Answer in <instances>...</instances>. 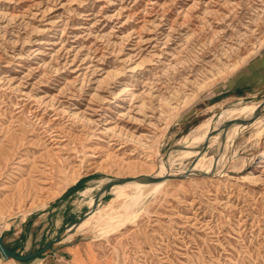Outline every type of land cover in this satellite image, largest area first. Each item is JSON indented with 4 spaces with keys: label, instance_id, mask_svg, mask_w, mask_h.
<instances>
[{
    "label": "rangeland",
    "instance_id": "rangeland-1",
    "mask_svg": "<svg viewBox=\"0 0 264 264\" xmlns=\"http://www.w3.org/2000/svg\"><path fill=\"white\" fill-rule=\"evenodd\" d=\"M251 101L264 0H0V236L19 255L56 240L0 264H264V110L220 173L211 159L213 175L146 185L127 215L111 187L92 211L107 179L154 176L170 153L186 171L183 137Z\"/></svg>",
    "mask_w": 264,
    "mask_h": 264
},
{
    "label": "bare ground",
    "instance_id": "bare-ground-1",
    "mask_svg": "<svg viewBox=\"0 0 264 264\" xmlns=\"http://www.w3.org/2000/svg\"><path fill=\"white\" fill-rule=\"evenodd\" d=\"M260 107L262 108V110H264V101H258V102L257 101L256 102L251 101V102H247V103H245V105L243 104L241 106V108H237V107H234V106L228 107L227 109H223L222 110V113L220 114L221 115L220 118L222 119L223 122L224 121H228V120L249 119L250 116H252L255 113V111L258 108H260ZM220 115H217V114L216 115H212L211 117H209V119H207V121H205V123H203L200 127H198V129H201V127H204V126L207 127L208 126L207 127V130H205L203 133H200L197 130L196 132H191L190 134L185 135L183 137V139L186 140V143L183 146L184 149L177 150L176 151L177 153L182 154L184 157H189V158H193L194 157V158H196V160L194 162V165L190 167V173H192V174L194 172H203L205 174L211 173V172L205 171V169H204V167L206 166L207 162L209 160H211V159L212 160H215L216 161L215 163L218 165V169L215 172H217V173L219 172L220 173L222 167L225 166V165H227V164H229L231 162L232 158H233V156L229 157L230 148L233 145V141H234L235 137H237L240 134V132L243 130L242 128L245 127L246 125L245 124H237V123L232 124L226 130L225 137H224V140L223 141L221 140V136L219 134L218 135H215L213 137H209V133L211 131L215 130V128H216L215 120ZM260 121H262V120H260ZM255 123H256V121H255ZM206 127H204V129ZM196 128H195V130H196ZM205 141H207V147H210L213 143H216V147H215L216 148V152H215V154L213 156L208 157V158H206L205 154H203V153L200 152V148H198L197 145H196V144H203V142H205ZM171 154L172 153H170L166 157H163V159H162V161H161V163L159 165L160 170H159V172H157L156 175L154 174L153 177L178 176V175H180V174H182V173L185 172V170H175V169H172L171 165H172L173 162L171 160ZM258 157L260 159H262V158H264V154L261 153ZM232 162H233V160H232ZM145 176H148V175H145ZM189 179H190V177H189ZM109 180L110 179H107L105 181V183L108 182ZM168 181H169V179H165V180H163L161 182H155V183H141V182H137V181H131V182H126V183H122V184H118V185L113 186L111 188V192L114 193L116 195V197L128 196L130 205L128 206V208L123 209V211L126 210V215H127L129 213L128 211L130 210V208L133 205H135L140 200V198L143 195H145L146 192L145 191L143 192V187L144 186L150 185V188H151V186H153L154 188H156L155 192H158ZM72 183H75V180H73ZM101 184H102V182H101ZM64 188H65V186L63 187V189ZM127 189L132 190V192H133L132 195H127V193H126V190ZM148 191L150 192L151 190H148ZM103 194H105V193L103 192ZM146 195H148V194H146ZM92 206L94 207L95 204H93ZM94 210L97 211L98 214L100 213L99 214L100 215V217H99L100 219H103V217H105L104 215L101 216V210H102L101 206L96 205V207L94 208ZM94 210H92V211H94ZM92 215L94 216V214H92ZM87 216L89 217V216H91V214L88 213ZM116 217L115 216L113 217V216H111L108 213L106 214V219H107L108 222L114 221L116 219ZM117 218H119V216ZM90 219H92V218H90ZM90 219L87 220V221H90ZM132 220H134V218ZM84 221H82L80 223L81 226H79V227H82V224L84 223ZM72 227H74V225L70 226L71 229H72ZM109 229L111 230V228H109Z\"/></svg>",
    "mask_w": 264,
    "mask_h": 264
},
{
    "label": "water",
    "instance_id": "water-1",
    "mask_svg": "<svg viewBox=\"0 0 264 264\" xmlns=\"http://www.w3.org/2000/svg\"><path fill=\"white\" fill-rule=\"evenodd\" d=\"M262 108H258L255 113L253 114V116L249 119H238V120H228L225 121L222 126L220 127V129L222 130L221 132V140H224L225 137V133L226 130L234 123L237 124H250L251 122H253L255 120L256 117H258V115L262 112ZM211 134V133H210ZM209 134V136H210ZM207 148V141H205L203 143V145L200 148V152L203 153L205 151V149ZM194 163V161L192 162V164ZM191 164V166H192ZM190 166V167H191ZM190 167L182 174L178 175V176H162V177H153V176H145V175H140L137 177H114L111 178L108 182H106L103 186H101L97 196L95 197V206L93 207L92 210H94V208L96 207L97 204V200H98V196L100 193L104 192L105 194L108 193L109 189L115 185L118 184H122V183H126V182H131V181H137V182H141V183H155V182H161L165 179H171V178H177V179H184L187 178L189 176L192 175V173H190ZM202 176H206L209 174H205V173H201ZM210 175H213V173H210ZM102 199V198H101ZM88 212V211H87ZM85 213L84 215L79 216L71 225H74V227L78 226L85 218H87L88 213ZM74 229V228H73ZM56 242L55 241H50L48 242L45 246H43L42 248H40L38 251L27 254V255H19L15 252H12L11 250H9L3 243L2 238L0 236V258L3 260H13L15 262H26L32 259L37 258L38 256L44 254L48 249H50V247Z\"/></svg>",
    "mask_w": 264,
    "mask_h": 264
},
{
    "label": "trees",
    "instance_id": "trees-1",
    "mask_svg": "<svg viewBox=\"0 0 264 264\" xmlns=\"http://www.w3.org/2000/svg\"><path fill=\"white\" fill-rule=\"evenodd\" d=\"M5 245V244H4ZM9 250H11L7 245H5ZM11 251H13V250H11Z\"/></svg>",
    "mask_w": 264,
    "mask_h": 264
}]
</instances>
